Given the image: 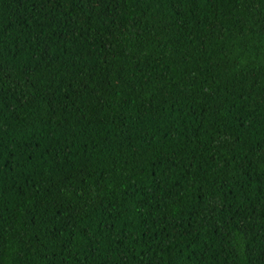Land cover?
Wrapping results in <instances>:
<instances>
[{
	"label": "trees",
	"instance_id": "16d2710c",
	"mask_svg": "<svg viewBox=\"0 0 264 264\" xmlns=\"http://www.w3.org/2000/svg\"><path fill=\"white\" fill-rule=\"evenodd\" d=\"M0 264H264V0H0Z\"/></svg>",
	"mask_w": 264,
	"mask_h": 264
}]
</instances>
